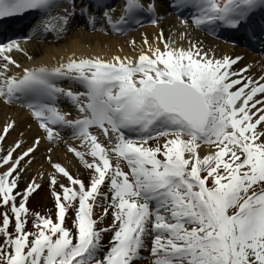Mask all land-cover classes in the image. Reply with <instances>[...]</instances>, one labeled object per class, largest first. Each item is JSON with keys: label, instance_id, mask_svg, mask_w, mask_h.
Returning a JSON list of instances; mask_svg holds the SVG:
<instances>
[{"label": "snow or ice", "instance_id": "obj_1", "mask_svg": "<svg viewBox=\"0 0 264 264\" xmlns=\"http://www.w3.org/2000/svg\"><path fill=\"white\" fill-rule=\"evenodd\" d=\"M162 8L187 45L165 36ZM0 18V104L35 124L0 126V264H264V73L192 37L228 33L264 55V0H0ZM143 22L158 31L133 56L14 58L72 26ZM42 144L49 170L25 179ZM44 180L54 213L27 206Z\"/></svg>", "mask_w": 264, "mask_h": 264}, {"label": "bare ground", "instance_id": "obj_2", "mask_svg": "<svg viewBox=\"0 0 264 264\" xmlns=\"http://www.w3.org/2000/svg\"><path fill=\"white\" fill-rule=\"evenodd\" d=\"M161 10H164L163 8ZM163 30L166 37L172 36V38L176 41L177 44L183 43L184 45H187L188 40L185 38L183 41H180L176 36L175 33H172V28L179 29L180 25L177 22V19L174 15L172 16H166L163 23L160 25ZM157 33V28L152 26H146L145 29L134 31L131 34L121 37V36H109L104 33L100 32H87L86 30H83L82 28H73L71 29L68 36L64 39H60V41H28L27 42H21L25 48V51L28 52V55L24 53H15L14 58L19 60L21 65H30V64H39L40 63H46V64H52V63H58L60 62L61 58H67L69 53H72L74 56L79 57L81 55H91L96 56L100 55L101 58H106L110 56L113 53H118L121 56L127 54L129 56H133L137 54L140 47L143 46V37L147 36L148 39L151 41L154 37V35ZM192 37L193 39H197L200 41H203L205 46L213 45L216 47L217 51L221 54L227 52V53H233V54H241V51H237L234 49H230L231 47H228L226 44L222 42H218L216 39H213L212 37H208L200 30L194 29L192 31ZM134 39L136 41V48L134 49L131 44H129V41ZM119 46V47H118ZM120 49H123V51H120ZM257 59H252L249 56H245L241 60V64L249 63L250 62V74H252L255 77L256 75H260L261 73H264V68H262L261 65L256 63ZM259 62V60H257ZM256 67L259 69H262L261 71L257 70ZM8 119H14L17 122V128L19 130H24L26 125L25 121L28 123H32L33 129H35V124L29 120L27 111L23 109L21 106H5L0 104V126L3 125ZM17 132L12 131L9 135L10 141H13L14 138H16ZM70 142V141H69ZM46 143V142H45ZM45 144H42L39 151L36 153L37 157H41L42 147ZM54 151L53 156L54 158L62 161L64 164L67 163L68 165H74L76 162L72 158V154L65 153V149L62 145H52ZM44 157V156H43ZM42 157V159H43ZM35 165V170L32 171L30 169V174L27 175L29 177H26L25 179H30L32 175H35L39 173V167L43 166V171L45 174H47V171L49 170V166L46 161L41 160V162L33 163L32 166ZM42 171V170H41ZM40 179V177H37ZM25 179H22L20 181V186L23 187L25 185ZM47 181L44 180L41 184V187L34 193L33 199L31 204L34 205V207H40V208H46L53 205L52 198L50 196V193L47 190L46 187ZM139 264H147L144 262H139Z\"/></svg>", "mask_w": 264, "mask_h": 264}, {"label": "rangeland", "instance_id": "obj_3", "mask_svg": "<svg viewBox=\"0 0 264 264\" xmlns=\"http://www.w3.org/2000/svg\"><path fill=\"white\" fill-rule=\"evenodd\" d=\"M26 174H28V173H26ZM26 177H29V176H26L25 175V178ZM33 196H34V193H32L31 195H30V198H29V200L27 201V206L29 207V208H31V209H33V210H43V209H48L49 211H52L53 213H54V208H53V205H51V206H49V207H47L46 206V208H40V207H34V205H32L31 204V202H32V199H33ZM105 239H107V235H106V237H105ZM147 264H149V262H147Z\"/></svg>", "mask_w": 264, "mask_h": 264}]
</instances>
